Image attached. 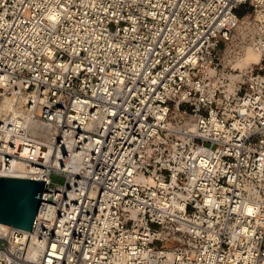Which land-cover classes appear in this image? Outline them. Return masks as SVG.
Wrapping results in <instances>:
<instances>
[{
  "label": "built area",
  "instance_id": "1",
  "mask_svg": "<svg viewBox=\"0 0 264 264\" xmlns=\"http://www.w3.org/2000/svg\"><path fill=\"white\" fill-rule=\"evenodd\" d=\"M9 104L0 264H264V0H0Z\"/></svg>",
  "mask_w": 264,
  "mask_h": 264
},
{
  "label": "water",
  "instance_id": "2",
  "mask_svg": "<svg viewBox=\"0 0 264 264\" xmlns=\"http://www.w3.org/2000/svg\"><path fill=\"white\" fill-rule=\"evenodd\" d=\"M45 180L0 175V222L31 230Z\"/></svg>",
  "mask_w": 264,
  "mask_h": 264
},
{
  "label": "bare ground",
  "instance_id": "3",
  "mask_svg": "<svg viewBox=\"0 0 264 264\" xmlns=\"http://www.w3.org/2000/svg\"><path fill=\"white\" fill-rule=\"evenodd\" d=\"M261 60V56L258 52H254L247 57V63H258ZM15 110V106L13 104L2 105L0 107V113H8L9 111ZM24 166L22 163H12L8 166V169L1 170V176H17V177H26V174L23 173Z\"/></svg>",
  "mask_w": 264,
  "mask_h": 264
},
{
  "label": "rangeland",
  "instance_id": "4",
  "mask_svg": "<svg viewBox=\"0 0 264 264\" xmlns=\"http://www.w3.org/2000/svg\"><path fill=\"white\" fill-rule=\"evenodd\" d=\"M252 53H254V52L249 51V53H248L246 56L248 57V56H249L250 54H252ZM247 57H246V59H244L243 62L240 64L241 67H247V66L250 65V63H247ZM53 180H55V181H59V182H63V181H64V178H63V177H60V176H58V175H53Z\"/></svg>",
  "mask_w": 264,
  "mask_h": 264
},
{
  "label": "trees",
  "instance_id": "5",
  "mask_svg": "<svg viewBox=\"0 0 264 264\" xmlns=\"http://www.w3.org/2000/svg\"><path fill=\"white\" fill-rule=\"evenodd\" d=\"M245 12H246V11H245V9H243V8H241V9H239V10L237 11V13H238L239 15H243Z\"/></svg>",
  "mask_w": 264,
  "mask_h": 264
}]
</instances>
